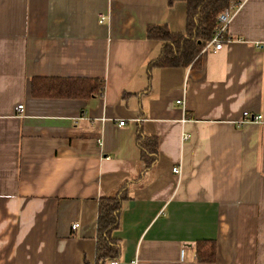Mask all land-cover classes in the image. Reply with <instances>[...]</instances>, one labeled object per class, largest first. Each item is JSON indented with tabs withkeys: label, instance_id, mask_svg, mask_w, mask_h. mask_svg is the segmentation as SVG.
I'll return each instance as SVG.
<instances>
[{
	"label": "crops",
	"instance_id": "obj_1",
	"mask_svg": "<svg viewBox=\"0 0 264 264\" xmlns=\"http://www.w3.org/2000/svg\"><path fill=\"white\" fill-rule=\"evenodd\" d=\"M228 9L231 41L198 67L148 70L146 28L184 33L185 3L0 0V264H97L98 201L124 187L108 264H264V0ZM34 77L104 92L34 98Z\"/></svg>",
	"mask_w": 264,
	"mask_h": 264
},
{
	"label": "trees",
	"instance_id": "obj_2",
	"mask_svg": "<svg viewBox=\"0 0 264 264\" xmlns=\"http://www.w3.org/2000/svg\"><path fill=\"white\" fill-rule=\"evenodd\" d=\"M175 2L186 5V26L184 33H172L164 25H150L146 37L162 43L159 55L148 63V70L157 68L198 67L204 47L211 41L218 26L217 16L229 8V0H167L171 6ZM31 95L41 99H89L102 96L104 82L84 78L34 77L30 84ZM143 147L141 160L143 172L155 162L154 149L146 150L142 136L138 135ZM154 144V141H150ZM127 200L125 187L109 198L98 201L96 220L97 264L113 263L118 258L119 246L113 232L119 223V214ZM197 261L211 263L215 259L216 248L213 240H200L195 243Z\"/></svg>",
	"mask_w": 264,
	"mask_h": 264
},
{
	"label": "built area",
	"instance_id": "obj_3",
	"mask_svg": "<svg viewBox=\"0 0 264 264\" xmlns=\"http://www.w3.org/2000/svg\"><path fill=\"white\" fill-rule=\"evenodd\" d=\"M234 13L232 14L229 9H224L222 10L219 15L217 16V21H218V26L215 30V33L211 39V41L204 47L202 52L206 51H218L222 48L224 43H229L231 39L228 37L227 34V29L228 26L231 22V19L233 18ZM106 18L102 15L99 16V22L102 23ZM178 104L180 101L177 102ZM18 113H22L23 111V106L22 105H17L15 109ZM244 120H251V121H261L262 117L257 115V116H250L248 112L243 113ZM119 126H123L124 122H119ZM188 135H182V140L185 141L187 140ZM172 172L175 174H178L180 172L179 167H175L172 169ZM78 227V224H74L72 226V229H76ZM185 259V249L182 248L179 251V261L184 262Z\"/></svg>",
	"mask_w": 264,
	"mask_h": 264
}]
</instances>
